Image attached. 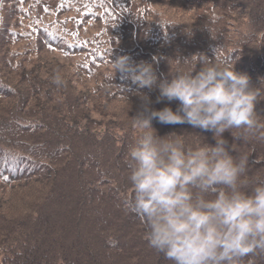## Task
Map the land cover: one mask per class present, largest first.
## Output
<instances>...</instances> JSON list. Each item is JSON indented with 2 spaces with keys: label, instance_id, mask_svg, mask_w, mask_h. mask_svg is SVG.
I'll use <instances>...</instances> for the list:
<instances>
[{
  "label": "trees",
  "instance_id": "16d2710c",
  "mask_svg": "<svg viewBox=\"0 0 264 264\" xmlns=\"http://www.w3.org/2000/svg\"><path fill=\"white\" fill-rule=\"evenodd\" d=\"M40 53L67 70L52 91ZM194 53L235 63L259 86L264 0H0V264H172L149 246L146 225L126 203V156L138 135V93L156 110L175 111L178 102L156 103L158 88L138 89L119 73L109 80L105 68L129 55L170 80L169 62ZM257 112L264 117V100ZM153 127L162 137L215 143L188 124ZM224 137L233 155L248 157V176L264 179V140ZM14 197L36 201L18 203L24 215H13ZM248 259L264 264V256Z\"/></svg>",
  "mask_w": 264,
  "mask_h": 264
},
{
  "label": "clouds",
  "instance_id": "9594fccd",
  "mask_svg": "<svg viewBox=\"0 0 264 264\" xmlns=\"http://www.w3.org/2000/svg\"><path fill=\"white\" fill-rule=\"evenodd\" d=\"M172 61L170 80L129 55L111 59L106 74L113 80L119 73L138 89L158 88L156 103L178 102L175 111L156 110L148 95L138 93L142 104L131 117L138 135L126 156L133 193L126 203L146 225L149 246L172 264H244L246 257L264 256V179L248 176V157L233 155L224 137L230 132L234 140H264V117L257 112L264 77L254 86L235 63L203 53ZM63 82L57 72L53 83ZM154 120L211 132L215 143L162 137Z\"/></svg>",
  "mask_w": 264,
  "mask_h": 264
},
{
  "label": "rangeland",
  "instance_id": "374dc122",
  "mask_svg": "<svg viewBox=\"0 0 264 264\" xmlns=\"http://www.w3.org/2000/svg\"><path fill=\"white\" fill-rule=\"evenodd\" d=\"M147 17H149V16H147ZM136 26H138V24H135ZM138 36H142L141 34H138ZM130 42H128V44H129ZM138 44V43H137ZM167 48V47H166ZM167 52H169V50H166V53ZM42 53H45V51H42ZM42 53H40V55L39 56H41V58H42V60H43V64H45V65H48L49 66V70H48V74L46 73L45 74V81H47V82H51V80L50 79H53L52 77L54 76L53 75V73H55V72H50V71H57V72H59V73H61V74H63L65 71H67L66 69H63V68H61L60 67V65H59V63H60V61H58V59L57 58H55V57H52L51 55L50 56H48L47 54H42ZM38 60H39V58L38 57H36V56H34V62L33 63H37L38 62ZM61 64V63H60ZM173 64H175V62L173 61ZM59 68V70H57L56 68ZM51 69V70H50ZM105 70H107V71H109V70H111V66L110 67H107V68H105ZM56 72V73H57ZM74 71H69V75H74ZM66 74V72L64 73V75ZM66 75H68V74H66ZM52 76V77H51ZM171 77V76H170ZM169 77V78H170ZM24 82V81H23ZM75 85L77 86L78 85V88L77 89H80L81 91L82 90H84L83 88H82V85L79 83V81L77 82V83H75ZM53 87L54 88H52L51 87V91L52 90H54L57 86L55 85V84H53ZM61 96V95H60ZM59 96V97H60ZM14 97H16V96H13V100H14ZM62 97V96H61ZM151 98H152V96H151ZM10 100V99H9ZM12 100V99H11ZM63 101H64V98H63ZM141 103H142V101H141ZM112 105V104H111ZM114 108H115V111H117V110H119V108H120V106L119 105H115L114 106ZM140 110V109H139ZM138 110V111H139ZM134 111V110H133ZM137 111V112H138ZM129 112H131L132 114H134V112H132V111H129ZM103 112H101L100 113V115L99 114H92L93 116H95V117H100L101 115H103L102 114ZM21 115V113H19L17 116H20ZM52 118H54V116L52 117ZM80 118H77L76 120H78V121H80L79 120ZM99 119V118H98ZM73 123H76V122H73ZM69 127H71V126H69ZM70 134H73V133H70ZM54 135H50L49 134V137L48 138H52ZM74 135H72V137H73ZM54 140V139H53ZM55 142H56V140H54ZM49 148V147H48ZM64 161V160H63ZM59 165H60V161H59ZM45 166H46V164H45ZM39 178H41V176H39V177H37V178H32V180H37V179H39ZM30 182H33V181H30ZM17 184V183H16ZM14 190H17V189H15L14 188ZM10 192H11V190L8 192L9 194H10ZM8 194V195H9ZM1 196V195H0ZM35 201L36 200H34V201H32V202H29V203H31L32 205L33 204H35ZM6 202V201H5ZM10 203H11V205L12 206H15V211H10L13 215H14V213H16V214H18V215H24L23 213L22 214H20V212H19V208H18V203H24L25 205H27V203H28V200H26V202H21V200H20V197L19 198H17V197H14L13 199H12V201H10ZM29 203H28V205H29ZM7 205V204H6ZM26 210H27V208H26Z\"/></svg>",
  "mask_w": 264,
  "mask_h": 264
}]
</instances>
